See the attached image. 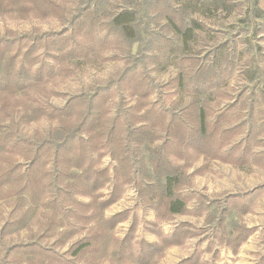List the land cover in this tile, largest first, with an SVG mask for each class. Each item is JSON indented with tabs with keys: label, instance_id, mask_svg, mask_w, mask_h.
<instances>
[{
	"label": "trees",
	"instance_id": "16d2710c",
	"mask_svg": "<svg viewBox=\"0 0 264 264\" xmlns=\"http://www.w3.org/2000/svg\"><path fill=\"white\" fill-rule=\"evenodd\" d=\"M232 3L0 0L1 19L57 22L0 31V264H158L180 240L182 232L161 224L187 210L185 167L173 159H223L236 150L213 119L211 102L242 51L235 42L221 43L211 62L199 65L196 58L201 34L211 30L202 18L230 13ZM254 6L264 15L258 0ZM121 61L110 78L94 77L93 86L58 88L85 70ZM170 69L174 76L161 83ZM42 121L47 126L29 130ZM130 184L156 220L135 215L119 236L116 228L130 211L106 210ZM141 224L158 241L139 238Z\"/></svg>",
	"mask_w": 264,
	"mask_h": 264
},
{
	"label": "rangeland",
	"instance_id": "374dc122",
	"mask_svg": "<svg viewBox=\"0 0 264 264\" xmlns=\"http://www.w3.org/2000/svg\"><path fill=\"white\" fill-rule=\"evenodd\" d=\"M258 1L264 13V0ZM254 3L255 0H233L230 13H218L207 20L202 18L211 30L209 35L202 33L198 42L199 65L211 62L221 43L232 46L235 42L236 51H242L240 57L233 58L234 64L223 81L224 88L218 91L220 97L211 102L212 108L215 107L213 119H219L226 127L230 146L236 150L225 153L223 159L210 160L195 154L173 159L177 167H185L181 188L187 196V210L161 222L165 231L176 230L179 234L182 232V236L176 244L166 247L158 264H179L181 261L187 264H264V15L255 13ZM56 26L53 19L0 18V31L5 27L22 31ZM224 51L217 55H225ZM249 53L251 55L247 56ZM122 63H108L99 72L85 70L79 78H69L58 88L73 92L85 85L93 86L94 77L110 78ZM174 73L170 69L159 77L160 82H166ZM52 100L63 101L61 96H54ZM236 102H241L240 109L218 118L224 109ZM44 126L47 122L42 121L28 128ZM244 152L249 159H237L238 153L244 155ZM104 163H110V158ZM139 200L136 187L130 184L106 210L107 214L130 211V217L116 228L119 236L126 232L135 215L139 221L156 220L152 210L145 213V206H139ZM142 226L138 228L139 238L158 241L154 234L141 230Z\"/></svg>",
	"mask_w": 264,
	"mask_h": 264
}]
</instances>
